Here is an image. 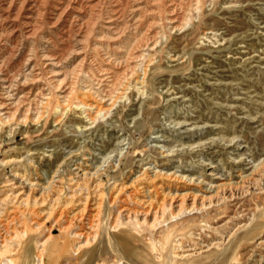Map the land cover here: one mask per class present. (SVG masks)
<instances>
[{
  "label": "bare ground",
  "instance_id": "1",
  "mask_svg": "<svg viewBox=\"0 0 264 264\" xmlns=\"http://www.w3.org/2000/svg\"><path fill=\"white\" fill-rule=\"evenodd\" d=\"M208 1L211 0H0L1 16L13 18V29L20 25L36 41L33 57L25 56L26 60L21 58L14 63L17 69L13 74L4 76V68L13 65L19 46H13L10 58L0 57V131L7 129L14 139L18 131L28 130L30 125L44 127L51 116L55 125H60L71 110L79 112L77 119L82 122L73 129V141L78 145L75 150H51L50 155L60 151L59 163L47 183L31 180L27 172L35 168L30 162L28 169L23 168L20 157L0 160V168L11 166L12 179L19 180L12 193L5 192L0 198V207L19 212L0 230V264H136L128 261L118 238L144 242L136 226L147 223L164 228L159 235L169 241L171 233L186 230L190 219L206 214L224 199L245 197L252 187L264 192V165L255 163L245 168L251 163L236 158L232 161L241 163L240 169L230 173V178H222L203 161L201 164L209 172L201 175L186 174L178 168L165 171L158 165L145 166L129 183H120L115 191H110L103 175L121 152L112 155L115 151H110L97 166L90 164L88 154L83 152L85 141L81 140L106 133L109 118L128 100L133 87L140 86L139 93L149 97L148 92L161 73L160 69L152 70L157 49L166 42L168 34L182 32L188 20L198 18L201 3ZM62 41L58 59L71 56L77 63L69 77L59 78L56 66L60 61L56 62L55 54L47 48ZM105 120L108 121L101 123ZM173 123L178 129L186 121L175 119ZM194 128L193 131L199 130L198 125ZM207 142L214 144L213 140ZM117 144L125 143L122 140ZM202 145L184 147L196 153ZM156 148L163 157L177 152L166 144ZM48 152L44 150L45 154ZM78 154L82 161L71 169L70 178L64 179L62 167ZM39 213L45 214V221L40 220ZM48 221L52 227L44 232ZM253 222H242L238 227L246 229L255 225ZM13 225L24 227L21 237L12 232ZM54 231L59 234L54 235ZM182 235L189 239L175 240L174 256L180 259L206 253L210 256V250L223 243H199L195 236ZM145 246L151 254L145 257L147 264H157L162 254L156 251L155 242ZM257 246L264 247V236L259 237Z\"/></svg>",
  "mask_w": 264,
  "mask_h": 264
},
{
  "label": "rangeland",
  "instance_id": "2",
  "mask_svg": "<svg viewBox=\"0 0 264 264\" xmlns=\"http://www.w3.org/2000/svg\"><path fill=\"white\" fill-rule=\"evenodd\" d=\"M199 12L198 18L187 21L182 32L168 34L166 42L157 49L152 70L160 69L161 73L153 82L149 97L139 93L137 87L140 86L133 87L128 100L120 104L109 118L111 122L106 133H95L97 135L81 140L85 141L83 152L88 154V162L93 166L99 165L110 151H115L112 155L121 152L122 156L119 154L103 175L110 191H115L120 183H129L145 166L158 165V169L165 171L178 168L186 174L201 175L209 172V168L201 164L203 161L213 166L212 169L222 178H230L229 174L235 173L241 165L234 163L232 158L243 159L245 164L250 162L245 168L255 163L259 167L264 165V0H211L202 2ZM1 14L0 37L4 36V42L3 46L0 45V57L10 58L8 55L14 45L20 48V53L12 60L13 65L4 68L5 76L16 71L14 63L26 60L25 56L28 59L33 57L36 41L25 34L20 25L13 29V18L7 19ZM205 35L209 38L206 39ZM59 42L47 49L55 54L56 62L60 61L56 66L59 78L69 77L77 61L71 56L58 59L57 51L64 43ZM168 90L171 94L167 93ZM78 115L77 110H71L60 125H55L51 116L44 127L30 125L28 130L18 131L14 139L7 129H3L0 131V160L9 156L20 157L23 168L28 169L29 162L35 168L30 171L32 173L27 172L31 180L47 183L59 163L60 151L50 155L51 150L57 148L68 152L78 147L73 141L74 126L82 123L77 119ZM133 118H136L135 122ZM175 119L186 123L177 129L173 123ZM197 125L199 130L193 131ZM122 140L125 144L118 145ZM210 140L214 141L212 146L207 142ZM197 143L204 144L197 148V154L185 149ZM158 144H166L167 148H174L177 152L163 157L156 148ZM44 150L50 152L45 154ZM78 155L62 167L64 179L70 178L71 169L82 161ZM11 168H0V198L5 192L12 193L11 189L19 183L18 179H12ZM262 185L264 188V180ZM234 197L213 206L207 215L190 219L186 230L171 233L170 242L159 235L164 228L146 223L135 227L144 242L119 236V245L128 261L136 264H147L145 257L151 254L145 243L150 241L155 242L156 251L162 254L157 264H264V247L257 246L259 237L264 236V192L252 187L247 196ZM18 214L0 207V230ZM38 217L45 221L44 213H39ZM246 221L261 225L255 223L246 229L238 227ZM48 222L44 232L52 227ZM11 230L21 237L20 232L25 229L13 225ZM183 233L195 236L199 243L213 240H222L223 243L216 244L210 250V256L206 253L180 259L174 256L175 240L189 239L184 238ZM53 234L57 236L59 233L54 231ZM91 264H97V261Z\"/></svg>",
  "mask_w": 264,
  "mask_h": 264
}]
</instances>
